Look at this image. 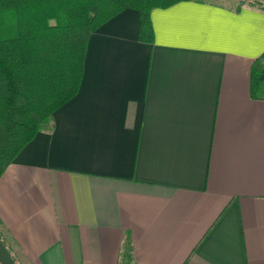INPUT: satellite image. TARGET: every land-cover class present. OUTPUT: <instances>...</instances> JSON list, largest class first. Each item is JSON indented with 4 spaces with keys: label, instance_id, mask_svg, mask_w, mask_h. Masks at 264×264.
<instances>
[{
    "label": "crops",
    "instance_id": "crops-1",
    "mask_svg": "<svg viewBox=\"0 0 264 264\" xmlns=\"http://www.w3.org/2000/svg\"><path fill=\"white\" fill-rule=\"evenodd\" d=\"M150 18L152 43L133 9L90 36L78 93L1 176L18 264H121L129 238L131 264H264V8Z\"/></svg>",
    "mask_w": 264,
    "mask_h": 264
},
{
    "label": "trees",
    "instance_id": "trees-1",
    "mask_svg": "<svg viewBox=\"0 0 264 264\" xmlns=\"http://www.w3.org/2000/svg\"><path fill=\"white\" fill-rule=\"evenodd\" d=\"M191 0H0V178L19 153L79 91L90 36L121 12L137 10L139 38L152 43L151 12ZM264 8L263 6H260ZM264 99V55L251 72ZM0 262L18 264L0 234ZM125 244L121 264H131Z\"/></svg>",
    "mask_w": 264,
    "mask_h": 264
},
{
    "label": "rangeland",
    "instance_id": "rangeland-1",
    "mask_svg": "<svg viewBox=\"0 0 264 264\" xmlns=\"http://www.w3.org/2000/svg\"><path fill=\"white\" fill-rule=\"evenodd\" d=\"M212 2H218L227 6H243V5H251V6H263V2L259 0H209ZM44 131L51 130V122L43 128Z\"/></svg>",
    "mask_w": 264,
    "mask_h": 264
}]
</instances>
